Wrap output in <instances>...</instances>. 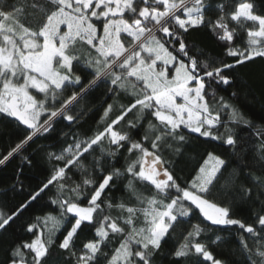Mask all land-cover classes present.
<instances>
[{"label": "snow or ice", "instance_id": "snow-or-ice-1", "mask_svg": "<svg viewBox=\"0 0 264 264\" xmlns=\"http://www.w3.org/2000/svg\"><path fill=\"white\" fill-rule=\"evenodd\" d=\"M201 28L219 55L187 40ZM81 43L95 55H77ZM258 59L264 13L252 0H0V116L7 121L0 138L11 141L0 166L20 158L14 183L0 195L23 191L25 167H33L27 149L38 138L52 141L34 150L51 165L48 175L26 203L0 210V233L55 189L22 227L25 236L9 245L6 264H157L165 254L170 264L190 256L226 264L198 239L204 221L238 226L248 264H264V124L216 100L237 83L239 68ZM102 83L110 97L131 89L132 99L114 118L109 104L100 126L81 133L87 106L74 109ZM192 134L226 147L207 151L181 183L176 163ZM245 203L258 209L251 223L232 215ZM86 225L94 232L78 248ZM172 239L179 242L164 253Z\"/></svg>", "mask_w": 264, "mask_h": 264}, {"label": "trees", "instance_id": "trees-1", "mask_svg": "<svg viewBox=\"0 0 264 264\" xmlns=\"http://www.w3.org/2000/svg\"><path fill=\"white\" fill-rule=\"evenodd\" d=\"M252 2L256 6L257 13H264V0H252ZM187 40L190 43H194L199 48L206 50L209 55H219L220 53L215 39L203 28L190 30L187 34ZM76 54L79 55L77 49ZM236 76L237 83L232 87H222L217 93L216 100H218L219 97H223L232 105L237 106L246 118L257 125L264 124V60L258 59L255 63L246 64L244 67L237 70ZM233 92H237L238 95L232 97ZM131 99V89H129L127 93L120 92L119 95H112L110 97L108 87L103 83L100 84L99 87L95 88L81 100L79 104L76 105V109H74L75 111L85 105L87 106L86 115L80 121L79 131L90 135L92 131H95L97 127L100 126V118L109 104L114 105L111 112V116L114 118L119 113L121 106L127 105ZM208 100L213 108L217 107L216 100H213L211 97H209ZM131 118L132 117H129V119ZM5 123H7V121L0 116V125ZM126 123L125 121V124ZM121 127H123V125ZM12 128H14V125H9V130ZM60 130L68 131V129L62 126L57 128V131ZM221 131H223V129H221ZM244 135H248V133H244ZM252 139L255 141L256 137L253 135ZM10 142L8 137L0 138V151L8 147ZM51 142V139L46 140L44 138H38L35 143L27 149V152L32 154L33 167L30 169L25 167L24 175L21 177L24 184L23 191H9L7 195H0V210L5 214H7L10 209L14 210L17 205L26 203L28 194L48 175L51 165L43 158V153H37L34 150L37 149L39 145H48ZM256 143L258 146L259 141H256ZM225 147L226 146H222L217 141H205L203 138H196L195 134H192V139L187 147L185 155L179 158L176 163V175L180 178L181 183H183L190 174H194L193 170L202 162V155L207 151L213 150L217 153H223ZM165 157L168 158L167 153H165ZM173 159H175V157H173ZM19 165L20 158L17 157L16 159H12L5 166H0V191L10 188L14 183ZM253 174L256 176L261 175L259 170ZM117 183L120 184L121 188L123 187L122 182L118 181ZM54 191L55 189H52L51 192H46L38 202L29 207L27 211L23 212V214L11 224V227H9L6 232L0 233V264H6V251L9 245L12 241L19 240L21 237L25 236L22 227L33 219V217L41 214V205L48 200L49 196H51ZM111 195H114L119 202L122 193L121 191H116L111 193ZM257 210V207L251 203L239 204L233 208L232 215L233 218L241 219L245 223H251L252 215ZM111 215L115 216L117 212L113 211ZM200 219L202 220V217ZM192 222H197L195 217H193ZM203 223L206 229L198 239L209 244V250L217 259L224 260L226 264H248L238 244V234L242 232L238 226L222 227L211 225L207 221ZM184 227L187 228L190 227V225L186 224ZM179 230L180 229H178V231ZM93 232V228L87 225L84 226L79 232V236L76 240L77 247H80L82 241L91 238ZM216 236L222 237V240L217 244H212L211 242ZM178 242L179 241L176 239L170 240L164 245L162 251L167 253L173 248V245ZM252 243L253 241L249 239V244L251 245ZM53 251L55 252L58 250L54 249ZM60 254L61 256H67L65 252H61ZM156 259L157 264H160L161 261L162 264H170L169 257L166 254L164 256H157ZM196 260V257L190 256L186 259H182L179 264H196ZM67 264H72V261L68 260ZM207 264H210V262H207Z\"/></svg>", "mask_w": 264, "mask_h": 264}, {"label": "rangeland", "instance_id": "rangeland-1", "mask_svg": "<svg viewBox=\"0 0 264 264\" xmlns=\"http://www.w3.org/2000/svg\"><path fill=\"white\" fill-rule=\"evenodd\" d=\"M98 27L101 29L102 31V25H98ZM76 49L78 50V53L80 56H82L83 58H89L90 54L92 56H94V50L88 48L86 45H82L81 44H78ZM178 102H179V98H178Z\"/></svg>", "mask_w": 264, "mask_h": 264}]
</instances>
